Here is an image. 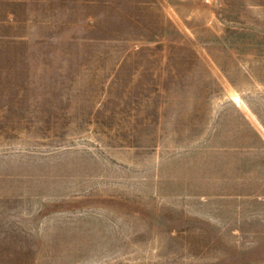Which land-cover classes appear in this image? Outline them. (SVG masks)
<instances>
[{
	"label": "rangeland",
	"instance_id": "rangeland-1",
	"mask_svg": "<svg viewBox=\"0 0 264 264\" xmlns=\"http://www.w3.org/2000/svg\"><path fill=\"white\" fill-rule=\"evenodd\" d=\"M0 264H264V0H0Z\"/></svg>",
	"mask_w": 264,
	"mask_h": 264
}]
</instances>
